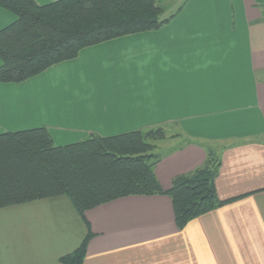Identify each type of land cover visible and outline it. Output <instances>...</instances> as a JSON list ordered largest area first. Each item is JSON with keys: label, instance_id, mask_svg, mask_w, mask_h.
Returning a JSON list of instances; mask_svg holds the SVG:
<instances>
[{"label": "crops", "instance_id": "1", "mask_svg": "<svg viewBox=\"0 0 264 264\" xmlns=\"http://www.w3.org/2000/svg\"><path fill=\"white\" fill-rule=\"evenodd\" d=\"M160 2L163 17L176 13L160 29L87 46L23 82H0V133L46 126L62 145L162 127L170 147L155 172L165 188L204 165L210 150L219 154V196L242 197L182 229L167 195L88 209L94 235L84 264H264L262 9L256 0ZM15 20L0 7V29ZM87 232L64 195L1 208L0 264H63Z\"/></svg>", "mask_w": 264, "mask_h": 264}, {"label": "trees", "instance_id": "2", "mask_svg": "<svg viewBox=\"0 0 264 264\" xmlns=\"http://www.w3.org/2000/svg\"><path fill=\"white\" fill-rule=\"evenodd\" d=\"M264 15V0H256ZM16 20L0 29V82L19 83L54 64L78 57L87 46L120 36L158 30L176 15L163 17L160 0H0ZM162 127L112 136L96 133L57 144L46 126L0 133V209L67 196L88 225L81 244L63 255V264H84L93 232L85 212L130 195H167L179 229L189 221L242 196L222 199L216 178L221 159L208 152L204 165L180 174L169 188L155 167L162 155Z\"/></svg>", "mask_w": 264, "mask_h": 264}, {"label": "rangeland", "instance_id": "3", "mask_svg": "<svg viewBox=\"0 0 264 264\" xmlns=\"http://www.w3.org/2000/svg\"><path fill=\"white\" fill-rule=\"evenodd\" d=\"M163 15H167L166 12H164ZM180 140H181V139H180ZM174 141L179 142V141H177V140H174ZM169 147H170V146H169L164 140H162V141H158V142H157V149H155L154 151H155L156 153H160L161 155H164ZM215 152H216V151H215ZM216 154L219 155L217 152H216Z\"/></svg>", "mask_w": 264, "mask_h": 264}]
</instances>
